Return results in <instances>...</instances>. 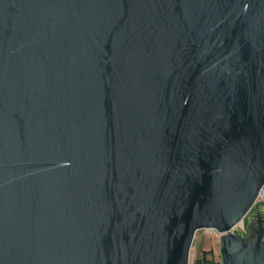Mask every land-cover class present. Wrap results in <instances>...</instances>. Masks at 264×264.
<instances>
[{"label":"water","instance_id":"water-1","mask_svg":"<svg viewBox=\"0 0 264 264\" xmlns=\"http://www.w3.org/2000/svg\"><path fill=\"white\" fill-rule=\"evenodd\" d=\"M264 0H0V264H264Z\"/></svg>","mask_w":264,"mask_h":264},{"label":"rangeland","instance_id":"rangeland-1","mask_svg":"<svg viewBox=\"0 0 264 264\" xmlns=\"http://www.w3.org/2000/svg\"><path fill=\"white\" fill-rule=\"evenodd\" d=\"M247 229L245 238L253 239L256 237L259 229L263 230L262 239L264 240V205L262 203L254 205L247 218ZM193 247L197 258L203 255L207 260H213L214 264H222L220 248L221 240L216 235L204 233L203 229L195 232Z\"/></svg>","mask_w":264,"mask_h":264},{"label":"built area","instance_id":"built-area-1","mask_svg":"<svg viewBox=\"0 0 264 264\" xmlns=\"http://www.w3.org/2000/svg\"><path fill=\"white\" fill-rule=\"evenodd\" d=\"M260 203H262L264 205V185L259 189V192H258V195L256 197L254 205L260 204ZM248 213L233 227L232 230L239 232L243 235L246 233L245 229H247V226H248L247 225ZM202 229H203L204 233H207L209 235H216L221 240L222 233L219 232L216 228L209 226V227H204ZM194 237H195V235H194ZM193 242H194V239H193ZM198 259L199 258L196 257L195 248L193 247V243H192L190 253H189L188 264H214L213 260H207L206 262L198 263V261H197Z\"/></svg>","mask_w":264,"mask_h":264},{"label":"trees","instance_id":"trees-1","mask_svg":"<svg viewBox=\"0 0 264 264\" xmlns=\"http://www.w3.org/2000/svg\"><path fill=\"white\" fill-rule=\"evenodd\" d=\"M198 263H200V262H206L207 261V259L205 258V256L203 255L201 258H199L198 260Z\"/></svg>","mask_w":264,"mask_h":264},{"label":"flooded vegetation","instance_id":"flooded-vegetation-1","mask_svg":"<svg viewBox=\"0 0 264 264\" xmlns=\"http://www.w3.org/2000/svg\"><path fill=\"white\" fill-rule=\"evenodd\" d=\"M246 239H248V238H246Z\"/></svg>","mask_w":264,"mask_h":264}]
</instances>
